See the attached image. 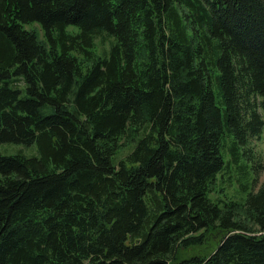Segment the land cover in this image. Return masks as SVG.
Returning <instances> with one entry per match:
<instances>
[{
  "label": "trees",
  "instance_id": "trees-1",
  "mask_svg": "<svg viewBox=\"0 0 264 264\" xmlns=\"http://www.w3.org/2000/svg\"><path fill=\"white\" fill-rule=\"evenodd\" d=\"M263 135L264 0H0V264H264Z\"/></svg>",
  "mask_w": 264,
  "mask_h": 264
},
{
  "label": "rangeland",
  "instance_id": "rangeland-1",
  "mask_svg": "<svg viewBox=\"0 0 264 264\" xmlns=\"http://www.w3.org/2000/svg\"><path fill=\"white\" fill-rule=\"evenodd\" d=\"M38 26H39V24H30V25H27L26 27L28 29H33L34 27H38ZM102 40H103L102 37L98 38L96 51H97L98 55L104 56V51H106V50L108 51L110 49V44L112 42V39L110 37H105L103 40V44H101L100 42ZM101 46H102V48H101ZM102 49L103 50L105 49V50L103 51ZM34 147L37 148L36 145L25 146V145L3 144L0 146V153L5 155V154H12L13 152H22L27 156H34L35 155L34 153H36V151L32 149ZM257 150L261 152L262 157H263V164H264V135H263V140L261 142L257 143ZM31 151H33V152H31ZM263 183H264V168L259 175L258 184L260 186Z\"/></svg>",
  "mask_w": 264,
  "mask_h": 264
},
{
  "label": "bare ground",
  "instance_id": "bare-ground-1",
  "mask_svg": "<svg viewBox=\"0 0 264 264\" xmlns=\"http://www.w3.org/2000/svg\"><path fill=\"white\" fill-rule=\"evenodd\" d=\"M79 58H80V57H79ZM213 73H214V72H213ZM213 73H212V74H213ZM243 176H244V175H243Z\"/></svg>",
  "mask_w": 264,
  "mask_h": 264
}]
</instances>
